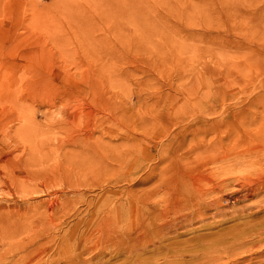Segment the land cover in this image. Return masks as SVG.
<instances>
[{"label":"rangeland","instance_id":"1","mask_svg":"<svg viewBox=\"0 0 264 264\" xmlns=\"http://www.w3.org/2000/svg\"><path fill=\"white\" fill-rule=\"evenodd\" d=\"M1 219L0 264H264V0H0Z\"/></svg>","mask_w":264,"mask_h":264},{"label":"bare ground","instance_id":"2","mask_svg":"<svg viewBox=\"0 0 264 264\" xmlns=\"http://www.w3.org/2000/svg\"><path fill=\"white\" fill-rule=\"evenodd\" d=\"M225 114V113H224ZM214 122H215V120H210L209 122H208V124H207V126L211 123V126H213V124H214ZM206 126V127H207ZM205 133H206V131H203L202 133H199V134H195L194 135V137L193 138H191V141L193 142V145H196V144H198L199 143V141H202L203 140V137H204V135H205ZM201 134V135H200ZM87 137L89 138V137H93V133H91V134H87ZM195 143V144H194ZM196 147H198V146H196ZM198 150H199V148H197ZM173 161V160H172ZM115 193H117V191H115ZM113 196V198H115V199H113L112 200V202H110V203H107V204H105V210H103L104 211V214H103V217L101 218V221L104 223V225H106L105 223H106V221H105V219H108V221L109 220H112V221H114L115 219H116V217H115V215H114V213H117V208H118V206H119V203H117V202H115L114 203V201H116V200H118L119 199V196L117 195V194H113L112 195ZM110 201V200H109ZM144 202V200L142 199V201L140 200V201H136V202H134V205H135V208L136 209H134L135 211H139V208H140V204L141 203H143ZM216 199L214 198V199H211L207 204L208 205H214V204H216ZM137 213V212H136ZM134 216V215H133ZM19 223H17V225H18ZM14 226V223L10 220V219H8V220H6V219H1L0 220V231L1 230H3V229H5L6 231H10L11 229H12V227Z\"/></svg>","mask_w":264,"mask_h":264}]
</instances>
